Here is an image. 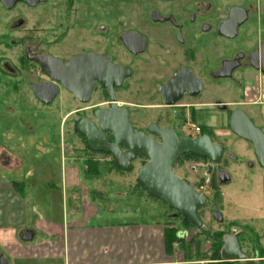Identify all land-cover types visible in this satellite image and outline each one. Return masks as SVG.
I'll return each instance as SVG.
<instances>
[{"label":"flooded vegetation","instance_id":"flooded-vegetation-1","mask_svg":"<svg viewBox=\"0 0 264 264\" xmlns=\"http://www.w3.org/2000/svg\"><path fill=\"white\" fill-rule=\"evenodd\" d=\"M261 70L264 0H0V119L13 105L27 113L28 98L39 106L53 107L56 100L68 97L74 137L83 143L82 152L91 156L94 152L76 126L81 120L94 123L95 113L109 111L112 106L127 111L133 133L156 142L157 136L149 132L151 126L172 130L179 138L207 134L212 141L209 128L201 123L214 118L227 125L236 110L249 118L245 106L252 104L251 85L259 84L264 90ZM62 71L70 75L72 94L54 79ZM223 83L240 95L236 92L235 99L228 102L215 98ZM34 91L43 101L47 93L55 96L45 104ZM142 96L144 101H136ZM150 109L152 120L147 113ZM56 114H61V108ZM193 127L199 132L192 133ZM106 139L113 142L110 135ZM225 153L219 164L212 165L205 158L183 154L173 173L176 167L189 166L190 182L174 174L195 191L208 175L202 194L213 193L223 185L220 173ZM97 155L99 159L90 160L118 170L110 155ZM137 160L141 166L147 162L145 158ZM208 165L212 168L209 174ZM249 228L243 230L251 233ZM200 229L208 231L204 226ZM236 229L229 234L243 253L242 232ZM250 242L251 250L258 254L260 241ZM244 255L264 264V257Z\"/></svg>","mask_w":264,"mask_h":264},{"label":"crops","instance_id":"crops-1","mask_svg":"<svg viewBox=\"0 0 264 264\" xmlns=\"http://www.w3.org/2000/svg\"><path fill=\"white\" fill-rule=\"evenodd\" d=\"M251 86L253 99L246 112L264 134V90ZM28 103L46 116L30 114L29 120H20L26 111L13 105L0 119V257L6 264H198L175 245L167 254L165 230L171 225L154 216L144 219L131 209H101L109 199L104 190L110 187L114 205L129 197L131 202L142 200L131 180L105 184L104 177L128 179L133 172L106 165L95 170L80 159L81 149L65 143L69 137L62 132V115L54 127V107L29 98ZM258 174L261 195H255L262 200L256 198L261 205L255 212L262 218L264 169ZM229 182L230 177L223 185Z\"/></svg>","mask_w":264,"mask_h":264},{"label":"rangeland","instance_id":"rangeland-1","mask_svg":"<svg viewBox=\"0 0 264 264\" xmlns=\"http://www.w3.org/2000/svg\"><path fill=\"white\" fill-rule=\"evenodd\" d=\"M240 80L243 82V84L249 83V80L247 79ZM256 85L259 88V84ZM260 85H264V81ZM222 86L223 87L221 88L220 92L216 94L215 98H220L223 102L233 101L236 97L235 93L237 91L229 90L228 88L233 89V87H229V84L223 83ZM238 95H240V93H238L237 96ZM25 96H27V94H25ZM144 97L145 96H142L139 99H136V101H144ZM237 100L238 98H236V101ZM25 101V108L28 109V112L22 114L21 118L23 120H29L30 114L34 115L33 112H35L36 115H40V113H42L44 116H46L45 111L40 112V107L36 108L37 111L34 110V107H32L33 111H29L30 105L27 100ZM53 107L54 110H58L59 108H61V120L63 121L62 132L63 135L69 137L68 140H65V143L74 145V148L77 149H82V147L84 148L81 141L78 140L76 146V141L73 140V138L75 137L70 138V135H74V128L73 124L70 122L71 118H67L65 120L66 115L72 110L71 103L69 102L68 97L63 98L58 102L56 100V102L53 104ZM147 113L150 114L148 116L150 118L149 120H152L153 109L148 110ZM214 115L218 114L216 113ZM220 116L222 115L220 114ZM135 117L132 120L136 127L140 128L141 125L137 123L138 119ZM53 118L55 119H51L52 124L54 127H57L58 115L55 114ZM206 120H204L201 125L207 126L209 128L210 132L213 135L212 142L214 144H220L224 146V151L227 154L225 153V161L222 164V167L224 168L223 171L227 172L230 177L229 184L222 185L219 189L216 187L213 193L208 190L205 194H203V196L207 198V204L199 211L198 218L202 225L208 230V234H204L197 229L189 227L181 217H179L178 215L174 216V212L171 209L163 206L160 202L150 198L141 188L138 187L139 185L137 183V171L142 164L138 160L132 163V171L130 172L133 173L129 175L128 179L125 175V177L120 178H109V176L104 178H106L105 184H107L106 182L108 180L111 181V179L117 182L122 181V183H124L125 181L126 184H132L131 182H128L129 180H131L136 186V191L142 195V200L138 201L139 203L135 201V203L133 200L131 202L129 197L125 200H121V203H117L116 205H114V201L111 195L113 188L110 187V189L104 190L105 195H109V199L107 201L108 203L106 202L104 203V205L101 204L100 208L106 210H117L125 208L126 211L131 209L132 213L133 211L135 213H143L144 219L152 218L153 220L154 216L156 220H160V222L171 225V227H173L175 230V236L178 240V242L174 245L178 248V250H181L182 253L188 251L191 253L190 259H188L189 262L193 260L198 262V264H227L225 262L220 263V254L219 257L217 255V251L219 250V247L217 246L219 244L216 241V238L222 241L224 237L230 236L229 233L234 228H239L236 229V231L242 232L241 241H243L244 243L242 244L244 251L243 253H241L243 255L246 254L249 258L256 257V255H259V257H264V253L262 252V248L264 249V217L261 218V215L259 216V213L257 214L255 212L259 204L261 205V202L256 199L261 195L259 183L261 177L258 174L259 168L254 160L252 148L248 143L232 135L227 129L225 121L222 122V119H219L217 121L212 118L210 122ZM190 131L192 133H195L193 130ZM81 156L82 157L80 159H83L84 161L87 160V162L85 161L87 164H93L95 170H97L96 168H98L99 165H102L101 163L98 164L91 161L89 158L91 157L94 159H99L100 157L97 155V153H94V156H91L88 153H82ZM247 162L250 164V166L246 165ZM180 164H183V161H181ZM183 165L181 167H176L174 173L177 176L183 178L185 181L190 182L193 175L190 172L189 166L184 168ZM104 166L105 165H103V167ZM130 189L131 186H129V188H127L125 191H129ZM256 193L259 196H256ZM259 198L261 199V197ZM214 211H217L221 214L223 219V222L221 224L215 222L212 219V213ZM136 218H139L138 214L136 215ZM143 218L141 219L144 220ZM245 228H249L252 234L245 232V230H243ZM211 235H213L214 238ZM210 236L212 238H210ZM255 239L260 241V246L256 245V249H258L259 251L258 254H256V251H252L249 245L251 243L250 241H255Z\"/></svg>","mask_w":264,"mask_h":264},{"label":"water","instance_id":"water-1","mask_svg":"<svg viewBox=\"0 0 264 264\" xmlns=\"http://www.w3.org/2000/svg\"><path fill=\"white\" fill-rule=\"evenodd\" d=\"M69 70V67L66 69ZM264 73V70H261ZM54 78L55 75H52ZM57 81L69 92L70 75L63 71L56 76ZM119 85V84H117ZM35 97L41 100L39 93L34 91ZM46 100L42 103L49 104L54 98V93H47ZM113 109L95 113V122L81 120L76 128L79 134L86 139L87 147L94 153L109 154L113 158L117 169L121 172H130L135 158L143 157L147 162L137 171V180L146 194L156 198L165 206L170 207L174 216L181 215L195 224L197 228H203L198 218V212L205 207L206 198L202 193L195 191L182 179L173 173V168L179 156L192 154L205 158L211 165L219 164L224 148L212 144L209 135L198 138H179L172 130L149 128V132L155 134L159 142L142 133H133L128 122V113L125 109ZM229 132L238 139L251 145L256 164L264 169V134L253 122L240 110L234 111L227 124ZM106 135L113 138L109 143ZM124 149V153L121 151ZM208 165L207 174L211 171ZM221 183L229 181L227 172L220 173ZM212 218L222 222V216L214 211ZM221 262L236 264H258L247 260L233 236H226L221 241ZM0 264H6L0 257Z\"/></svg>","mask_w":264,"mask_h":264},{"label":"trees","instance_id":"trees-1","mask_svg":"<svg viewBox=\"0 0 264 264\" xmlns=\"http://www.w3.org/2000/svg\"><path fill=\"white\" fill-rule=\"evenodd\" d=\"M203 132H206V131H204L203 130ZM107 155H109V154H107ZM111 156V155H110ZM140 158H143V157H140ZM132 171V170H131ZM137 183H138V187L139 188H141L142 190H143V188H142V186L140 185V183L138 182V180H137ZM144 191V190H143ZM145 192V191H144ZM148 195V194H147ZM150 198H152V199H154V200H156V201H158L159 202V200H157L156 198H154V197H152V196H150V195H148ZM168 208H170V207H168ZM171 209V208H170ZM198 215H199V212H198ZM179 217H181L187 224H188V226L189 227H192V228H194V229H197V230H199L200 232H202V233H204V234H208V232L207 231H204V230H202V229H200V228H197V226L195 225V224H193L192 222H190L188 219H186V218H184L183 216H181V215H178ZM172 229V230H171ZM212 237H213V235H211ZM210 236V238H212ZM214 238V237H213ZM216 241L218 242V246L217 247H219V250L217 251V255H218V257H219V254H220V249H221V243L219 242L220 240L218 239V238H216ZM178 242V240H177V238H176V236H175V230H174V228H169V229H167V230H165V250H166V252H167V254H170L171 253V251H172V248H173V246H174V244L175 243H177ZM220 263H224V262H220ZM225 263H227V264H229L228 262H225Z\"/></svg>","mask_w":264,"mask_h":264},{"label":"built area","instance_id":"built-area-1","mask_svg":"<svg viewBox=\"0 0 264 264\" xmlns=\"http://www.w3.org/2000/svg\"><path fill=\"white\" fill-rule=\"evenodd\" d=\"M192 130H193L194 132H196V133L199 132L198 127H193ZM208 180H209L208 175H205L201 187L198 188V190H197L198 192L202 193V192L206 191V189H207L206 186H207Z\"/></svg>","mask_w":264,"mask_h":264}]
</instances>
